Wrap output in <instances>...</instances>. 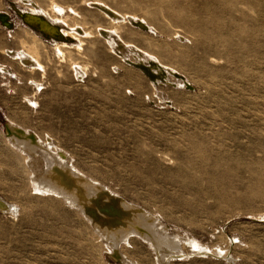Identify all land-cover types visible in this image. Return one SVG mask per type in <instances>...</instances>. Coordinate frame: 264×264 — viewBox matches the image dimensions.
<instances>
[{"label":"rangeland","instance_id":"rangeland-1","mask_svg":"<svg viewBox=\"0 0 264 264\" xmlns=\"http://www.w3.org/2000/svg\"><path fill=\"white\" fill-rule=\"evenodd\" d=\"M33 1L94 36L23 46L0 24V198L12 206L0 208V264H120L81 211L39 190L11 124L166 225L183 252L166 264H264V0H102L149 25H122L112 50L92 0ZM10 2L30 4L0 0L18 25ZM137 57L168 81L151 82ZM118 252L159 264L140 236Z\"/></svg>","mask_w":264,"mask_h":264},{"label":"bare ground","instance_id":"bare-ground-1","mask_svg":"<svg viewBox=\"0 0 264 264\" xmlns=\"http://www.w3.org/2000/svg\"><path fill=\"white\" fill-rule=\"evenodd\" d=\"M21 3L30 5H26V9H21L17 7L14 2H10L9 4L18 18V25L15 24L6 10L0 11V13H4L8 16L5 19L0 18V24L3 21H7L8 27L3 25L1 26H3L4 30L8 31L9 33L10 31L11 33L14 31V36L18 38V42H20L21 45L23 44V46L26 44V38H29L30 41L35 44L36 42L42 44L44 43L43 40H52L53 42L55 41V43H57L56 45H58V47H69L68 42H70L72 38L81 41V37H84L86 34H88L82 29L83 26L81 27L74 24L73 26H68V24L66 25V22L63 21L64 19L62 20L60 18H56L57 16L54 17L47 11H41L39 8L40 6L33 0H21ZM88 3L91 8L103 15V17H105L109 23L108 26L96 27L95 33L97 36L102 37L107 41L111 47V50L114 49V45V47H116L117 39H121L123 41L121 37L122 25L130 23L134 27L143 30L149 27L144 19L136 17L135 14L122 13L105 1L92 0ZM41 19H46L52 26L44 22L42 25H39ZM19 26L22 27L21 35L16 33V29ZM30 26L35 28V30ZM90 32L88 35H91ZM81 45L82 44L76 45L77 50L82 49ZM119 47V56L121 58H126V53L124 54L125 50L123 46ZM2 53L8 57L15 59L17 58L21 66L29 65L30 68L34 67V64L36 63L35 60L33 61L34 56H30V53L27 52L22 51L18 53L17 51H12L11 49H3ZM137 59L136 65L139 67L140 71L142 70L148 75L151 82H156L157 80L161 81L163 79L168 81L167 76L165 78V67L161 63L156 62L154 59H150L148 61V65H146L144 64L146 63L144 60L147 58L143 60L141 57H137ZM185 84L189 86V84ZM7 131L12 138L11 140H14L13 142H16V144L18 143L19 147L23 149V152L28 154V165L34 173V179L39 190L58 195L61 199L67 201L75 209L81 211L86 216V218H88L97 232L107 239V244H109V246L112 248L113 256L120 264H133L131 262L128 263V260L124 257V255L119 256L118 252L119 243L123 241L124 238L127 239V237L130 235L140 236L142 239L147 240L153 248V251L156 254V261L159 262V264H166L170 255H180L183 253L179 247V239L169 235L166 232V225L164 226L159 224V220L155 216L151 215L138 205L126 203L125 200L115 195L107 186H104L96 179H91L77 171L73 166L70 165L67 159H65V154L58 151H51L49 146L42 143L33 133L23 130L20 127L12 124L7 125ZM35 153L42 155V158L45 162L43 171H38L36 169V163L38 162L37 157L32 155ZM36 171L39 172L38 176ZM1 198L0 208L10 210L12 206L10 204L8 205V203H5V201H3Z\"/></svg>","mask_w":264,"mask_h":264},{"label":"water","instance_id":"water-1","mask_svg":"<svg viewBox=\"0 0 264 264\" xmlns=\"http://www.w3.org/2000/svg\"><path fill=\"white\" fill-rule=\"evenodd\" d=\"M0 15H1L0 18H4V19H5L6 17H8V16H7L6 14H4V13H0ZM23 21H24V20H23ZM40 21H41V22H39V25H40V24L42 25L43 22L46 23V24L51 25L46 19H41ZM7 24H8L7 21H3V22H1V25L5 26V27H8ZM51 26H52V25H51ZM30 27H31L32 29L35 30V28H33L32 26H30Z\"/></svg>","mask_w":264,"mask_h":264},{"label":"crops","instance_id":"crops-1","mask_svg":"<svg viewBox=\"0 0 264 264\" xmlns=\"http://www.w3.org/2000/svg\"><path fill=\"white\" fill-rule=\"evenodd\" d=\"M27 27V26H26ZM28 28V27H27ZM29 29V28H28Z\"/></svg>","mask_w":264,"mask_h":264}]
</instances>
